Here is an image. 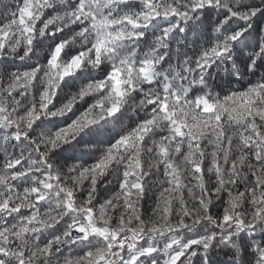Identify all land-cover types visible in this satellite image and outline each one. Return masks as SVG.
<instances>
[{"label":"snow or ice","instance_id":"obj_1","mask_svg":"<svg viewBox=\"0 0 264 264\" xmlns=\"http://www.w3.org/2000/svg\"><path fill=\"white\" fill-rule=\"evenodd\" d=\"M0 264H264V0H0Z\"/></svg>","mask_w":264,"mask_h":264}]
</instances>
